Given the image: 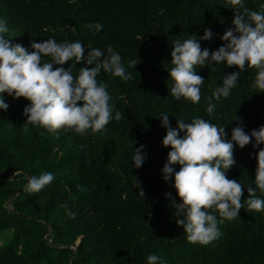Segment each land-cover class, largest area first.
<instances>
[{"label": "trees", "instance_id": "obj_1", "mask_svg": "<svg viewBox=\"0 0 264 264\" xmlns=\"http://www.w3.org/2000/svg\"><path fill=\"white\" fill-rule=\"evenodd\" d=\"M261 5L264 0H243L238 6L230 0H0L11 44L29 48L32 40H79L84 55L87 48L103 51L111 45L131 73L127 81L103 70L98 74L97 82L107 84L113 116L116 110L121 113L119 121L113 119L100 133H49L25 125L23 109L30 102L4 94L8 109L0 111V242L8 232L11 236L0 245V264H147L153 253L165 264H264V211L246 205L238 217L219 224L220 237L208 245L186 240L176 224L180 199L172 187L174 178L162 179L170 147L162 145L166 129L159 118L167 113L173 128L177 120L203 118L224 127L229 139L238 123L249 134L264 125V92L252 87L255 68L245 67L230 95L213 101L211 115L206 97L224 75L238 71L236 66L213 65L214 71L195 66L203 78L195 104L173 99L168 83L174 40L193 35L199 40L209 29L212 38L199 42L211 54L224 43L221 37L233 27L235 12L264 11ZM94 22L103 25L99 33L85 27ZM130 59L137 61L136 67H127ZM81 67L92 66L75 64L72 74ZM140 145L146 160L137 169L132 155ZM260 147L264 145L254 149L251 142L233 147L235 163L226 178L241 183L242 203L247 187H255ZM45 171L55 175L51 184L40 192L26 191L28 179ZM256 195L264 198L258 189ZM65 204L74 216L65 214Z\"/></svg>", "mask_w": 264, "mask_h": 264}, {"label": "clouds", "instance_id": "obj_2", "mask_svg": "<svg viewBox=\"0 0 264 264\" xmlns=\"http://www.w3.org/2000/svg\"><path fill=\"white\" fill-rule=\"evenodd\" d=\"M243 0H230L232 6L242 5ZM264 9V5H261ZM233 27L225 31L222 46L209 52L201 49L199 40H210L213 33L204 30L202 37L195 35L172 43L171 64L169 70L170 93L175 100L184 98L193 104L200 100V85L203 78L197 74L195 66L205 67L220 64L225 67L236 66L238 71L223 76L220 86L206 97V112L211 115L215 103L227 98L237 84L240 73L247 68H255L252 87L264 92V11L235 12ZM85 27L99 33L103 25L89 23ZM9 32L7 22L0 18V111H7L8 104L4 94L13 99L24 98L29 101L24 109L25 125L46 129L49 133L57 130L73 131L83 135L86 131L100 133L106 130L110 121H119L121 113L110 103L107 84L97 82V76L103 70L111 76L127 81L131 73L125 68L120 54L111 45L102 51L99 48H87L81 41L57 43L48 38L36 42L32 40L29 48L20 44H11L5 34ZM71 61L67 68L63 67ZM82 63L92 67L79 68L73 75V65ZM54 65L57 66L54 68ZM137 61L130 59L127 67H136ZM169 91V89H168ZM169 115L159 114L166 135L162 145L170 147L167 160L162 168V179L168 182L174 178L175 189L180 203L175 204L176 224L182 226L189 243L208 245L221 235L219 224L238 217L242 207L264 211V198L256 195L257 189L264 194V147L255 155V187H247L248 196L241 200L242 185L237 180L226 178V172L234 165V144L241 149L250 142L255 149L264 145V125L246 133L240 123L231 130L227 138L224 127H218L209 120L194 117L191 122L177 120L175 128L169 124ZM183 133V135H180ZM140 145L132 155V164L140 168L146 160ZM179 165V170L176 169ZM11 178V177H10ZM55 175L42 172L28 179L26 191L40 192L51 184ZM144 195L143 191H140ZM168 195V194H166ZM65 214L75 213L63 205ZM219 218V219H218ZM147 264H165L157 254L146 257Z\"/></svg>", "mask_w": 264, "mask_h": 264}, {"label": "rangeland", "instance_id": "obj_3", "mask_svg": "<svg viewBox=\"0 0 264 264\" xmlns=\"http://www.w3.org/2000/svg\"><path fill=\"white\" fill-rule=\"evenodd\" d=\"M0 175L2 176V173ZM1 176H0V179H1ZM10 236H11V232H8L5 236H3L2 241L0 242V245L6 244Z\"/></svg>", "mask_w": 264, "mask_h": 264}, {"label": "water", "instance_id": "obj_4", "mask_svg": "<svg viewBox=\"0 0 264 264\" xmlns=\"http://www.w3.org/2000/svg\"><path fill=\"white\" fill-rule=\"evenodd\" d=\"M8 179L12 180V179H13V177H11V178H8Z\"/></svg>", "mask_w": 264, "mask_h": 264}]
</instances>
